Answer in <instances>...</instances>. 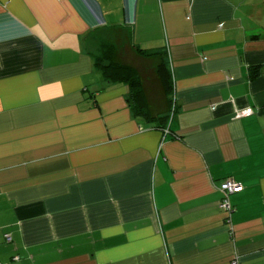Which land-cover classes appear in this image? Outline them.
I'll return each mask as SVG.
<instances>
[{"label":"crops","instance_id":"1","mask_svg":"<svg viewBox=\"0 0 264 264\" xmlns=\"http://www.w3.org/2000/svg\"><path fill=\"white\" fill-rule=\"evenodd\" d=\"M118 30L168 53L167 129L96 65ZM0 236V264H264V0H0Z\"/></svg>","mask_w":264,"mask_h":264},{"label":"trees","instance_id":"2","mask_svg":"<svg viewBox=\"0 0 264 264\" xmlns=\"http://www.w3.org/2000/svg\"><path fill=\"white\" fill-rule=\"evenodd\" d=\"M127 53H133V58L129 59ZM167 57L164 49H143L130 41L126 50L115 44L105 46L102 56L96 57V65L106 80L128 86L135 115L157 121L166 129L173 110V82Z\"/></svg>","mask_w":264,"mask_h":264},{"label":"built area","instance_id":"3","mask_svg":"<svg viewBox=\"0 0 264 264\" xmlns=\"http://www.w3.org/2000/svg\"><path fill=\"white\" fill-rule=\"evenodd\" d=\"M250 112L251 110L248 109L247 111H242L241 113H239L238 116H243ZM243 189H244V185L233 178L226 179L220 188L222 192L221 207L227 212L226 222L228 223V225H231L232 213L234 211V207L231 202V195L236 192H240ZM4 237L7 241L12 240V237L9 233L4 234ZM0 241H1V236H0ZM15 259H19V256H16ZM231 264H245V263L243 262L242 258L239 255H235Z\"/></svg>","mask_w":264,"mask_h":264},{"label":"rangeland","instance_id":"4","mask_svg":"<svg viewBox=\"0 0 264 264\" xmlns=\"http://www.w3.org/2000/svg\"><path fill=\"white\" fill-rule=\"evenodd\" d=\"M118 37H120V38H118ZM112 40H113L112 43H107L105 46L114 45L113 42H115V45L119 49L123 48V49L126 50V48L128 46V41H129L128 33L126 31H123V30H118L116 32V34H115V38H113ZM99 55L102 56V51H99ZM127 56L129 57V59H131V58H133V53L132 54H128Z\"/></svg>","mask_w":264,"mask_h":264}]
</instances>
